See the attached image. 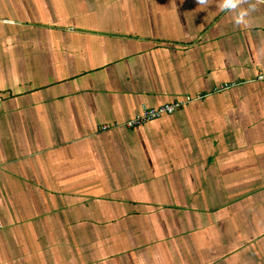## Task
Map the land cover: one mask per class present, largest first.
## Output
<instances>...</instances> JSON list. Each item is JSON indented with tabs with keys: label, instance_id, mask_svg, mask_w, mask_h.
Segmentation results:
<instances>
[{
	"label": "crops",
	"instance_id": "crops-1",
	"mask_svg": "<svg viewBox=\"0 0 264 264\" xmlns=\"http://www.w3.org/2000/svg\"><path fill=\"white\" fill-rule=\"evenodd\" d=\"M254 2L0 0V264H264Z\"/></svg>",
	"mask_w": 264,
	"mask_h": 264
},
{
	"label": "built area",
	"instance_id": "built-area-1",
	"mask_svg": "<svg viewBox=\"0 0 264 264\" xmlns=\"http://www.w3.org/2000/svg\"><path fill=\"white\" fill-rule=\"evenodd\" d=\"M256 80H264V73H259L256 77ZM241 82L233 81L229 83H223L219 86V91L227 90L232 87H236ZM203 96H187L184 98L175 99L173 101L161 104L156 107L147 106L144 104L141 108V112L137 113L134 117L125 121L123 124H115L114 127L125 126L127 128H136L143 126L151 121L159 119L164 115H169L175 113L177 110L181 109L188 103L193 100L201 99ZM111 128L110 125H104L102 127L103 130H107Z\"/></svg>",
	"mask_w": 264,
	"mask_h": 264
},
{
	"label": "clouds",
	"instance_id": "clouds-1",
	"mask_svg": "<svg viewBox=\"0 0 264 264\" xmlns=\"http://www.w3.org/2000/svg\"><path fill=\"white\" fill-rule=\"evenodd\" d=\"M199 6L205 5L207 0H197ZM242 0H217V7L221 11L234 13L233 23L237 26H246L250 14L256 10L254 0H248L247 7H241Z\"/></svg>",
	"mask_w": 264,
	"mask_h": 264
}]
</instances>
